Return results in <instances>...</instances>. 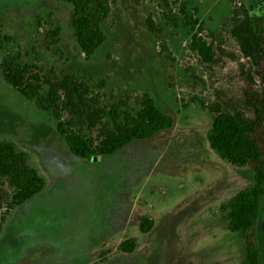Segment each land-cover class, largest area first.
Returning <instances> with one entry per match:
<instances>
[{"label": "rangeland", "instance_id": "374dc122", "mask_svg": "<svg viewBox=\"0 0 264 264\" xmlns=\"http://www.w3.org/2000/svg\"><path fill=\"white\" fill-rule=\"evenodd\" d=\"M179 0H115L105 40L86 59L65 0H0V57L19 55L50 79L71 73L106 109L142 92L174 119L171 128L105 155L68 149L52 117L0 79V140L30 155L46 185L14 207L0 230V264H242V238L226 228L221 202L253 182L247 167L221 159L206 140L208 106H240V66L231 15H264V0H195L198 32L218 62H203L191 32L174 25ZM168 3V6H166ZM150 24V25H149ZM59 32L52 37L50 28ZM94 138L97 129H84ZM10 190L0 178V211ZM141 216L153 220L143 233ZM264 263V196L256 225ZM134 238L132 252L117 248Z\"/></svg>", "mask_w": 264, "mask_h": 264}, {"label": "trees", "instance_id": "16d2710c", "mask_svg": "<svg viewBox=\"0 0 264 264\" xmlns=\"http://www.w3.org/2000/svg\"><path fill=\"white\" fill-rule=\"evenodd\" d=\"M65 1L71 5L70 23L76 43L88 59L106 38L102 23L109 17L115 0ZM168 11L174 25L180 23L191 32L190 47L200 59L216 65L218 58L211 44L195 32L198 26L195 0H179L178 14L171 9ZM230 19L231 34L246 61L240 66V106L229 102L224 107L208 106L214 115L206 140L228 164L252 171V184L221 202L219 210L225 214L226 228L242 238V264H264L256 231L260 201L264 196V15L250 14L242 8L241 12L233 10ZM49 31L54 43L52 37L59 29L50 28ZM9 39L2 33L0 19V45ZM0 79L36 109L47 112L69 151L81 158L113 153L132 140L152 137L174 124L173 117L163 112L147 92L140 93L132 101L119 99L106 109L91 96L84 80L71 73H61L50 79L41 67L20 62L19 55L0 57ZM94 128L97 129L94 138L83 131ZM0 178L10 190L4 209L0 211L1 230L9 212L39 193L46 181L31 163L29 153L11 140H0ZM152 225L150 217H140L141 232H148ZM135 246L134 238H126L117 248L132 252Z\"/></svg>", "mask_w": 264, "mask_h": 264}, {"label": "crops", "instance_id": "0c3cea01", "mask_svg": "<svg viewBox=\"0 0 264 264\" xmlns=\"http://www.w3.org/2000/svg\"><path fill=\"white\" fill-rule=\"evenodd\" d=\"M35 195H36V194H35ZM35 195H34V196H35ZM34 196H33V197H34ZM32 199H33V198L31 197V198H29L28 200H26L25 202H28V201H30V200H32ZM22 204H23V203H22Z\"/></svg>", "mask_w": 264, "mask_h": 264}]
</instances>
